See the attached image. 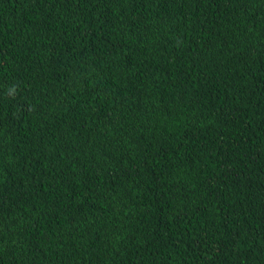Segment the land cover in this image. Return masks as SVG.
I'll use <instances>...</instances> for the list:
<instances>
[{"label": "trees", "instance_id": "1", "mask_svg": "<svg viewBox=\"0 0 264 264\" xmlns=\"http://www.w3.org/2000/svg\"><path fill=\"white\" fill-rule=\"evenodd\" d=\"M0 264H264V0H0Z\"/></svg>", "mask_w": 264, "mask_h": 264}]
</instances>
